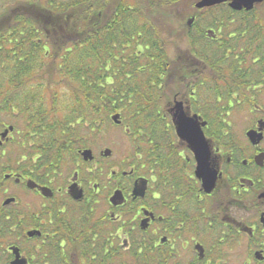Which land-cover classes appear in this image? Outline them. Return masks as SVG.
<instances>
[{
	"label": "flooded vegetation",
	"instance_id": "obj_1",
	"mask_svg": "<svg viewBox=\"0 0 264 264\" xmlns=\"http://www.w3.org/2000/svg\"><path fill=\"white\" fill-rule=\"evenodd\" d=\"M230 3L213 6L226 8L220 21L200 20L214 11L204 8L179 27L188 48L176 65L157 61L148 87L156 102L145 141L133 138L130 167L105 169L107 148L95 154L81 142L76 155H44L27 137L25 116L19 126L8 115L20 112L0 106V264H264V1L251 10ZM11 17L0 13V32H9ZM115 22L120 33L151 30L135 17ZM130 71L113 74L127 79ZM177 104L205 122L207 186L198 147L177 134ZM87 149L92 159H84ZM137 182L143 195L133 193Z\"/></svg>",
	"mask_w": 264,
	"mask_h": 264
},
{
	"label": "trees",
	"instance_id": "obj_2",
	"mask_svg": "<svg viewBox=\"0 0 264 264\" xmlns=\"http://www.w3.org/2000/svg\"><path fill=\"white\" fill-rule=\"evenodd\" d=\"M197 1L71 0L59 4L48 0L45 5L38 2L19 7L17 11L20 9V13L14 17L9 32H0V106L11 112L15 107L20 114H27V137L40 144L42 154L51 158L69 152L76 155L79 144L73 139V120L77 123L83 118L73 119L72 111L69 113L67 108L62 112L57 101L60 95L53 93L50 87H46L47 90L43 87L39 100H36L32 94L34 83L43 80H37L33 74L46 71L54 77L67 76L75 105L82 104L78 114L87 113V109L88 115H93L99 111L100 104L106 110L139 108L136 106L141 102L133 100L130 90L123 91L125 94L107 90V85L111 86L117 77L113 74L115 64L127 52L131 65L137 69L131 73L136 74L145 72L139 69L142 65L167 58L165 42L171 35V27L183 26L188 16L198 11L195 7ZM116 11L131 13L119 16ZM132 17L140 21V25L150 26L151 30L124 32L126 38L121 40V33L117 30L120 25L115 20ZM157 17H161L160 20ZM199 25V21L194 23V26ZM7 34L8 39H4ZM131 36L137 37L136 46L134 41L130 42ZM129 43L131 46H124ZM109 72L112 73L110 81L106 79ZM46 93L49 94L48 107ZM25 95L28 98H23ZM130 114L138 117L140 112L130 111ZM95 124L98 128V123ZM139 125L137 129H130V133H142L140 139L144 142V126ZM65 146L69 150H62Z\"/></svg>",
	"mask_w": 264,
	"mask_h": 264
},
{
	"label": "rangeland",
	"instance_id": "obj_3",
	"mask_svg": "<svg viewBox=\"0 0 264 264\" xmlns=\"http://www.w3.org/2000/svg\"><path fill=\"white\" fill-rule=\"evenodd\" d=\"M47 1L48 0H0V13L4 10L9 11V15L12 16L10 23H12L14 17L17 16V13H20L19 10L22 8V6L27 5V4H35L38 2L45 5ZM52 1L59 3V4H63V3H68L71 0H52ZM19 7L20 9L17 11ZM220 9H214V11L206 14V16L202 14L203 16L201 15L202 17L200 18V20L211 22L212 20L216 19V17H219L221 14H223L226 8H220ZM12 11L14 12V14ZM190 16H188L186 21L183 22V26H187V21L190 18ZM157 18H159L158 20H160L161 17H157ZM200 25H203V22H200ZM170 30H171V35L169 39L165 42L166 44L165 47H166L167 57L170 59V62L173 65H176L178 62V58H180L181 56L184 57V55L187 53L185 49L188 48V45H187L188 43L187 41H184V39L182 38L183 33L180 31L179 26H173L171 27ZM125 38H126V34L124 32L121 33V40H124ZM124 58L126 60L127 65H124L123 62L121 63L120 61H118V63L115 64L114 68L115 69L117 68V71L122 68L134 71L136 67L131 65L127 52H125ZM137 65L139 66V64ZM147 65H150V64H147ZM152 67L153 68L149 70L150 67L148 66L145 72L136 73V75H132L130 78H127V79L125 78V76H123L124 73L118 74L113 84H111V86L108 84L106 87L108 91H114V92L116 91L119 94H125L123 91L130 90L131 91L130 93L133 94L132 96L133 100L135 101L137 100L141 102V105L139 104L140 106L138 109L133 108L131 110H128L125 107L123 109L122 108H119V109L111 108L109 110H106L105 109L106 107L103 106V104L102 105L100 104L98 108L99 111H97L96 113H93V115L91 114L88 115L89 110L86 109V103L83 102L85 109H86L85 111L87 113L78 114L79 112H81L82 104L78 106L75 105L73 101L74 96L72 95L71 91L68 89V87L71 85L70 81L67 80L68 77L67 76L66 77L65 76L64 77L50 76L49 72H46V71L45 72L41 71V72H38V74H33V77L38 78L37 80H43V81L42 82L36 81L34 83L35 87H34V90L32 91V94H34L37 97L36 100H39L38 95L41 94L42 88L45 87V90H47L46 87H50L51 88L50 90L53 93L60 95L57 101L59 102L61 106L62 112H64V110L67 108L69 113H70V110L72 111L73 119H77L78 117L83 118V119H80L79 122L77 123H76V120H73L74 121L73 124L75 126L73 127V129H75V132L73 133V137H74L73 139L75 143L81 142L86 147L92 148L95 154L96 153L99 154L105 148H110L112 151L111 156L109 158L104 159L105 169L107 170L111 168L118 169L119 167L122 166L121 163H126V165L130 167V163L132 160L131 155L135 152L136 149L139 148L138 146L139 141L138 142L133 141V138L135 135L130 133V129L131 131L135 128L137 129L140 126L139 124H141L144 126L142 129H144L146 132V128H147L146 123L148 120V116L150 115V104L151 106L154 105L156 102L155 100L157 98V96L151 97L150 95L151 93L148 92L149 90L148 87L150 86V82H151L150 75L152 72H155V69L157 68L156 61L152 62ZM174 73H176V71ZM169 82L170 84L172 83L176 84L175 78L173 75L170 77ZM134 90L138 92L133 93ZM174 91L175 90H170L171 93H174ZM45 97H47V103H48L49 94L46 93ZM23 98L26 99L28 98V96L26 97L25 95V97ZM29 99L31 101L34 100V98L31 99L30 97ZM51 101H54V100L51 99ZM202 101L204 102L205 99L202 98ZM130 102H133V101L131 100ZM49 104H50V101L47 107L49 106ZM130 111L131 113L135 111L137 113L140 112L138 116L139 118L134 116V114L133 115L130 114ZM116 113H119L121 115V119H122L121 125H116L111 119V116ZM8 116H10L11 118L15 116V122L19 124V126L22 125V123L20 122L22 120V116H25V122H27L26 118L28 119L27 114H23V113L21 114L17 113V115L9 114ZM16 116L18 118H16ZM94 121H97V122H94ZM95 123H98V126H99L98 128H96ZM90 128H92L93 131H91ZM127 129H129V131H127ZM110 187L111 185H107V188L105 190L106 197L111 191Z\"/></svg>",
	"mask_w": 264,
	"mask_h": 264
},
{
	"label": "water",
	"instance_id": "obj_4",
	"mask_svg": "<svg viewBox=\"0 0 264 264\" xmlns=\"http://www.w3.org/2000/svg\"><path fill=\"white\" fill-rule=\"evenodd\" d=\"M230 1V6L233 9L236 10H241V9H247L251 10L254 6L255 3L262 2L264 0H198L195 3V7L197 9H204V8H210L222 3H226ZM194 16L188 19V25H191L193 22ZM176 111V128H177V134L184 139H187L191 146L193 147H198V151L196 150L197 154L200 155V158H198L199 161V168H201V176L203 177V180L205 182V186L208 185V182L211 179L210 176V169H209V155L207 151V145H206V139L204 136V132L201 128V126L205 125V122L199 123L198 120H195L194 118H189L187 117L183 111L180 110L179 105L177 104L174 108ZM112 120L116 123L119 124L121 123L120 115L119 114H114L112 116ZM106 156L111 155L112 151L107 148L104 151ZM84 159H92L93 158V153L91 149L84 150L82 152ZM144 181V180H142ZM143 185V187H142ZM145 183L142 182L138 184L136 183L134 187L133 193L135 195H143L145 188H144ZM73 196L76 199H80L83 197L82 190H78L77 186L74 185L73 190H72ZM111 202L117 204L122 201V193L121 191H116L114 195L111 197ZM11 264H21V261L17 258L15 261H13Z\"/></svg>",
	"mask_w": 264,
	"mask_h": 264
}]
</instances>
